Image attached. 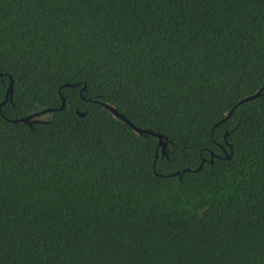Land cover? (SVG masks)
Instances as JSON below:
<instances>
[{
  "label": "trees",
  "instance_id": "16d2710c",
  "mask_svg": "<svg viewBox=\"0 0 264 264\" xmlns=\"http://www.w3.org/2000/svg\"><path fill=\"white\" fill-rule=\"evenodd\" d=\"M0 71V264H264V0H0Z\"/></svg>",
  "mask_w": 264,
  "mask_h": 264
},
{
  "label": "snow or ice",
  "instance_id": "6c2138e0",
  "mask_svg": "<svg viewBox=\"0 0 264 264\" xmlns=\"http://www.w3.org/2000/svg\"><path fill=\"white\" fill-rule=\"evenodd\" d=\"M2 77H3V72L0 71V86L3 85ZM89 87H90V85L85 84L84 88H83V91L77 93V95L82 97L84 95V92L88 91ZM258 91H264V89H261V90H258ZM99 99L102 100L103 97H99ZM244 99H247V98H244ZM241 105H242V101H238L237 102V106H241ZM102 106L107 107L106 105H102ZM113 115L116 117L117 120H120V119L127 120V117H124L123 114L119 113L118 110H114L113 111ZM229 118H230V116L228 114H226L225 117H224V121L226 122L227 119H229ZM137 134L138 135L140 134L138 129H137ZM215 149H219L220 151H226L225 145L224 144H220V143L217 142L216 136L214 134V130H209V134L207 136L206 143L203 146L197 145V150L194 153L196 156L200 157L199 162H196V169L202 171L203 170V165L205 163H212L213 167H215L214 161L216 159H220V157L216 156ZM161 151H163V154H164V156L166 158V161L167 162H172L171 161V154H170L169 149H168V145H167V143H164L163 141H161L159 143V145H158V147L156 149V152L154 153V156H155L156 160L160 159ZM205 153H207V155H205ZM186 155H187V152H186Z\"/></svg>",
  "mask_w": 264,
  "mask_h": 264
},
{
  "label": "water",
  "instance_id": "95a60500",
  "mask_svg": "<svg viewBox=\"0 0 264 264\" xmlns=\"http://www.w3.org/2000/svg\"><path fill=\"white\" fill-rule=\"evenodd\" d=\"M9 80H10V83H9V87H8V90H7V94H9V95H11V90H12V80H11V77L9 76ZM66 87H72V85H66ZM261 94H260V91H257L254 95H252V96H249V97H246L247 99H243V100H241L242 101V103H246V102H248V101H251V100H253V99H256V98H258L259 96H260ZM7 96V95H6ZM8 97V96H7ZM61 102H62V105H61V109L64 107V98L62 97L61 98ZM105 105V104H104ZM107 107H105V106H103V107H105L107 110H109V112L113 115V111L115 110L113 107H111V106H109V105H106ZM236 107H238L237 106V104L234 106V108L231 110V111H229L227 114L229 115V116H231V114H232V112H233V110L236 108ZM50 110H46V111H43V112H39V113H36V114H33V115H31V116H28V117H26V118H23V119H21V120H19L20 122H22V123H25V124H27L29 127H32V124L33 123H37V122H39L38 120H37V118L38 117H40V116H42L45 112H49ZM83 114H79V116H82ZM114 116V115H113ZM115 117V116H114ZM116 118V117H115ZM122 120V122H124L125 124H127V125H129L136 133H137V129L139 130V133L140 134H148V135H152V136H155V137H157L158 138V140H159V143L162 141V136L161 135H157V134H153V133H151L150 131H148V130H141V129H139V128H136V127H134L131 123H129V121L128 120H124V119H121ZM14 122H16V121H14ZM221 122H224V119L221 121ZM165 143V142H164ZM225 158H229V156H225ZM196 170H198V169H196ZM173 175H180V172H177L176 174H173Z\"/></svg>",
  "mask_w": 264,
  "mask_h": 264
}]
</instances>
